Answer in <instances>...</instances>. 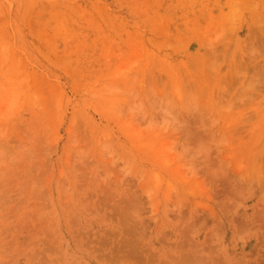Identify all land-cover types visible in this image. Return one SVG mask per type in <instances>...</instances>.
<instances>
[{"label": "rangeland", "instance_id": "374dc122", "mask_svg": "<svg viewBox=\"0 0 264 264\" xmlns=\"http://www.w3.org/2000/svg\"><path fill=\"white\" fill-rule=\"evenodd\" d=\"M263 7L0 0V264H264Z\"/></svg>", "mask_w": 264, "mask_h": 264}, {"label": "bare ground", "instance_id": "6f19581e", "mask_svg": "<svg viewBox=\"0 0 264 264\" xmlns=\"http://www.w3.org/2000/svg\"><path fill=\"white\" fill-rule=\"evenodd\" d=\"M259 1V3H261L262 2V4H263V6H264V0H258ZM264 8V7H263ZM262 8V9H263Z\"/></svg>", "mask_w": 264, "mask_h": 264}]
</instances>
